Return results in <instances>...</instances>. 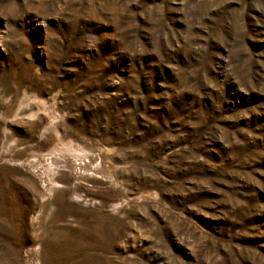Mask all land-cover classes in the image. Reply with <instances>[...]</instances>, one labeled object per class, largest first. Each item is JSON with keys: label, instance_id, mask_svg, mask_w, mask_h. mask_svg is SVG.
I'll use <instances>...</instances> for the list:
<instances>
[{"label": "rangeland", "instance_id": "obj_1", "mask_svg": "<svg viewBox=\"0 0 264 264\" xmlns=\"http://www.w3.org/2000/svg\"><path fill=\"white\" fill-rule=\"evenodd\" d=\"M0 264H264V0H0Z\"/></svg>", "mask_w": 264, "mask_h": 264}]
</instances>
